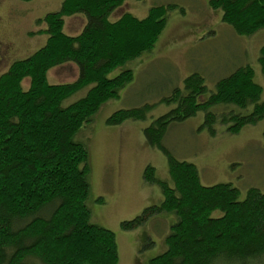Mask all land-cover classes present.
Here are the masks:
<instances>
[{"label": "trees", "instance_id": "trees-1", "mask_svg": "<svg viewBox=\"0 0 264 264\" xmlns=\"http://www.w3.org/2000/svg\"><path fill=\"white\" fill-rule=\"evenodd\" d=\"M126 1L64 0L39 21L47 25L46 44L0 74V264H119L116 234L91 222L89 151L74 137L134 81L132 70L110 75L155 48L176 8L156 6L144 19L126 12L112 20ZM210 5L238 36L264 29V0H210ZM75 16L85 24L70 35L65 20ZM67 64L77 68V78L50 83L48 73ZM259 64L264 75V46ZM79 92L83 97L64 105ZM262 94L249 65L220 79L214 91L195 73L164 99L176 107L143 130L147 145L167 157L172 183L148 165L143 180L160 187L163 201L122 222V228L134 231L162 214L179 218L167 250L149 264H264V191L251 188L241 199L230 183L204 186L197 166L178 160L164 145L172 125L201 111V128L211 135L218 124L230 134L256 125L264 119ZM150 109L118 110L106 122L143 121Z\"/></svg>", "mask_w": 264, "mask_h": 264}, {"label": "rangeland", "instance_id": "rangeland-1", "mask_svg": "<svg viewBox=\"0 0 264 264\" xmlns=\"http://www.w3.org/2000/svg\"><path fill=\"white\" fill-rule=\"evenodd\" d=\"M63 1L0 0V73L9 63L23 60L27 52L39 46L41 35L27 40L24 32L33 29L36 16L58 11ZM156 6L176 8L169 11L166 28L155 48L110 75L115 77L132 70L134 81L120 91L118 98L104 104L74 137L89 151L90 194L86 204L91 222L116 234L119 264H149L163 254L168 248L166 239L171 228L179 221L175 214H162L134 231L122 228V222L163 201L160 187L145 185L143 173L148 165L156 168L160 179L172 183L167 157L148 146L143 134L154 120L176 107L164 99L174 89H183L184 81L195 73L214 91L220 79L240 66L249 65L255 70V81L263 88L264 101V75L259 64L264 29L250 37L238 36L223 21L222 11L211 7L210 0H127L112 15V20L126 12L144 19ZM41 24L43 28L45 23ZM82 25L81 19L66 18L65 31L78 34ZM72 66H60L61 71L49 75L50 83H57L53 80L57 77L65 78L63 83L74 81L77 73ZM29 85V79L23 82L25 88ZM81 97L83 92L64 105ZM145 105L151 106L145 120L127 121L121 127L107 125L108 117L116 111ZM204 119L205 113L201 111L184 123L172 125L164 145L178 160L197 166L204 186L230 183L240 190L241 199L246 198L251 188L264 191V119L245 126L238 134H230L218 124L216 135L201 128ZM140 180L148 189L142 190Z\"/></svg>", "mask_w": 264, "mask_h": 264}, {"label": "crops", "instance_id": "crops-1", "mask_svg": "<svg viewBox=\"0 0 264 264\" xmlns=\"http://www.w3.org/2000/svg\"><path fill=\"white\" fill-rule=\"evenodd\" d=\"M61 8V7H60ZM50 11H47V12H45V13H42L41 14V16H36V20L34 19V22L36 21V23H34L33 25H34V27H33V29H29V30H27V31H25L24 32V37L27 39V40H29L30 38H33L34 36L35 37H40V35L42 36V39L40 40L41 42H40V44H39V46H37L35 49L33 48L32 50H30L29 52H27V54L26 55H24L23 56V58L24 57H29L30 55H32L33 53H35L36 51H38L41 47H43L45 44H46V42H47V34L45 33V30L47 29L46 27H45V24H44V27L43 28H40V23H38V19H42V18H44L45 16H46V14H48ZM71 19H81L82 21H83V25L85 24V21H84V19L83 18H81L80 16H75V17H71ZM41 25H43V24H41ZM83 25H82V28H83ZM82 28H80V31L82 30ZM66 29V28H65ZM32 32H34V34H32ZM66 32V31H65ZM38 33H41V34H39L38 35ZM67 33V32H66ZM68 34H70V35H77V34H71V33H68ZM37 35V36H36ZM21 58H22V56H20ZM25 59V58H24ZM15 61V60H14ZM13 61V62H14ZM13 62H11V63H9V65H8V67L2 72V73H4V72H6L8 69H9V67H10V65L13 63ZM69 65V64H68ZM71 65V64H70ZM65 66V65H64ZM64 66H61L62 68L64 67ZM74 66V65H73ZM72 66V67H73ZM61 67H57L58 68V70H57V68H55V69H53V70H51L50 71V74L48 73V78H49V75H52L51 73H56L55 71H61ZM75 69V73H77V75H78V70H77V68H74ZM62 74V72H58V74ZM1 74V73H0ZM65 78H63V77H57V78H55V79H53V80H56V82L57 83H63L62 82V80H64ZM122 126V125H121ZM121 126H119V127H121ZM140 182V187H142V190H145V189H148L147 187H150L148 184H146L145 183V185L147 186V187H144V186H142V184H141V180L139 181Z\"/></svg>", "mask_w": 264, "mask_h": 264}]
</instances>
